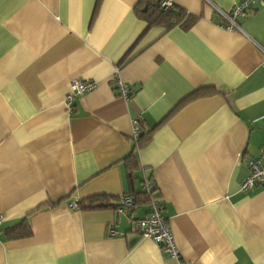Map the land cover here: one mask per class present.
Listing matches in <instances>:
<instances>
[{
  "label": "crops",
  "instance_id": "crops-1",
  "mask_svg": "<svg viewBox=\"0 0 264 264\" xmlns=\"http://www.w3.org/2000/svg\"><path fill=\"white\" fill-rule=\"evenodd\" d=\"M158 1L0 0V264H178L133 230L145 184L183 264H264V189H241L264 147V8L238 31L218 9L241 0H171L178 22L149 25ZM76 79L96 85L69 105Z\"/></svg>",
  "mask_w": 264,
  "mask_h": 264
},
{
  "label": "built area",
  "instance_id": "built-area-1",
  "mask_svg": "<svg viewBox=\"0 0 264 264\" xmlns=\"http://www.w3.org/2000/svg\"><path fill=\"white\" fill-rule=\"evenodd\" d=\"M210 1V0H209ZM257 4L264 8V0H241L237 4H234L229 10L218 9L222 19L223 26L230 30H241L238 23V19L247 16L249 12L253 10V6ZM172 5L171 0H162L161 6L166 9ZM264 65V64H262ZM118 87L120 94L127 96L128 89L118 80ZM96 83L94 81H80L72 80L69 86V93L67 95L66 101L70 105L75 96L81 95L82 93L91 90L95 87ZM138 120H132V136L135 137L138 132ZM249 173L246 175L241 184L242 190H249L254 187H261L264 189V147H262L257 156L248 159ZM151 184L144 185L145 193H152L150 201V210L148 213L133 223V230L137 232L140 236L148 237L154 242L162 246L165 252L178 259V264H183L179 258V250L175 245L172 232L168 223L162 215V206L159 200L155 197L152 191ZM134 203L133 198L130 195H124L117 201L116 209L118 211H123L127 207H132ZM69 208L78 209L79 204L76 201L70 202L68 204ZM111 234H119L116 230L110 229Z\"/></svg>",
  "mask_w": 264,
  "mask_h": 264
},
{
  "label": "trees",
  "instance_id": "trees-1",
  "mask_svg": "<svg viewBox=\"0 0 264 264\" xmlns=\"http://www.w3.org/2000/svg\"><path fill=\"white\" fill-rule=\"evenodd\" d=\"M144 13H141L143 17H145L146 21L149 25L151 24H158L163 23L167 27H172L178 22V18L183 13L181 9L175 8L173 4L169 7L164 9L161 6V1H158L157 3L153 4L152 7H146L145 10H143ZM138 132L135 137H133L135 143H137L140 138L143 136L144 132H142V126L138 121ZM154 192V190L152 189ZM148 193H145L147 199L149 200ZM150 196H152V193H149ZM101 200L99 203L98 201ZM110 199L106 198L104 196H96V197H90L87 200L81 201L79 204V207L81 208H94V207H105V206H117V202H112L110 204ZM31 233V229L29 225L23 220L22 222L18 223L17 225L8 228L4 230V235L9 238H18L27 236Z\"/></svg>",
  "mask_w": 264,
  "mask_h": 264
},
{
  "label": "water",
  "instance_id": "water-1",
  "mask_svg": "<svg viewBox=\"0 0 264 264\" xmlns=\"http://www.w3.org/2000/svg\"><path fill=\"white\" fill-rule=\"evenodd\" d=\"M146 7H147V6H145L143 10H145V9H146Z\"/></svg>",
  "mask_w": 264,
  "mask_h": 264
}]
</instances>
